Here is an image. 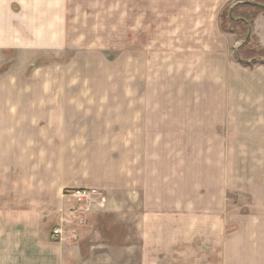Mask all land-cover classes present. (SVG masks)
I'll use <instances>...</instances> for the list:
<instances>
[{
    "label": "crops",
    "instance_id": "0c3cea01",
    "mask_svg": "<svg viewBox=\"0 0 264 264\" xmlns=\"http://www.w3.org/2000/svg\"><path fill=\"white\" fill-rule=\"evenodd\" d=\"M234 7L235 18L249 26V43L264 49V0H136L133 20L146 48L161 45V58L194 60L186 90L209 92L211 118L213 95L235 85L240 106L264 123V63L238 70L232 60L245 41L243 27H222L223 11ZM28 20L0 24V43L42 42L41 26L51 27L48 41L65 40L56 38L62 26H36L34 16ZM89 87L0 83V264H184V199L137 193L136 167L126 174L114 158L122 136L113 124L117 108L96 93L103 86ZM153 96L145 95L141 109L135 105L144 122L188 121L179 99L169 109L167 95ZM95 154L101 158L93 169L85 160ZM66 188H96L101 194L78 203L62 194ZM55 228L62 229L59 240L52 235Z\"/></svg>",
    "mask_w": 264,
    "mask_h": 264
},
{
    "label": "rangeland",
    "instance_id": "374dc122",
    "mask_svg": "<svg viewBox=\"0 0 264 264\" xmlns=\"http://www.w3.org/2000/svg\"><path fill=\"white\" fill-rule=\"evenodd\" d=\"M135 1L0 0V24L26 25L34 16L36 26H62L56 38L65 39L48 41L51 27L41 26L42 42L0 43V83L103 86L106 90L96 93H104L107 105L117 108L113 124L122 134L114 158L126 174L136 167L137 193L184 199V264H264V123L252 120V110L240 106L235 85L213 95L217 106L211 108V118L209 92L186 90L194 60L161 58L159 43L146 48L144 35L134 26ZM225 26L236 27L228 18ZM241 34L249 39L246 28ZM249 46L254 49L256 43ZM232 61L238 70L263 63L237 55ZM232 75L240 80L239 71ZM146 85L153 90L145 91ZM147 93L167 95L169 109L179 99L188 121L144 122L134 109L136 104L142 108ZM80 158L73 156L74 161ZM100 158L89 155L85 163L95 169ZM84 189L96 188H66L62 194Z\"/></svg>",
    "mask_w": 264,
    "mask_h": 264
},
{
    "label": "trees",
    "instance_id": "16d2710c",
    "mask_svg": "<svg viewBox=\"0 0 264 264\" xmlns=\"http://www.w3.org/2000/svg\"><path fill=\"white\" fill-rule=\"evenodd\" d=\"M248 5H255V4H248ZM260 9H263L262 6H258V11ZM225 18H228L230 20L231 23L235 24L236 25H240L241 27L243 28H246L247 31L249 32V26L248 24L246 23V21L242 20V19H236L235 18V7L231 10H225L223 11L222 13V27L224 29H230V28H227L225 26ZM250 40H246L242 45L241 47L238 49V51L236 52V55L238 56V58L240 60H247V59H254L256 60V58H260V61L264 63V49H261V50H254L252 47L249 46V43ZM249 48V50H248ZM249 53V54H247Z\"/></svg>",
    "mask_w": 264,
    "mask_h": 264
},
{
    "label": "built area",
    "instance_id": "2783aa9c",
    "mask_svg": "<svg viewBox=\"0 0 264 264\" xmlns=\"http://www.w3.org/2000/svg\"><path fill=\"white\" fill-rule=\"evenodd\" d=\"M101 192L98 191L97 189H84V190H71L69 192H67L65 194V196H67L68 198H71L72 200H74L75 202L78 203H83V202H87V200H89L90 198H93L95 196L100 195ZM73 211H78L77 209H74ZM53 237L56 240H59L62 238V229L61 228H55L53 230Z\"/></svg>",
    "mask_w": 264,
    "mask_h": 264
}]
</instances>
